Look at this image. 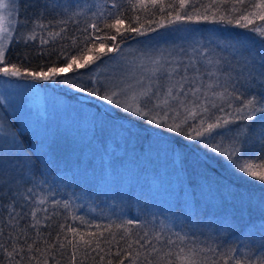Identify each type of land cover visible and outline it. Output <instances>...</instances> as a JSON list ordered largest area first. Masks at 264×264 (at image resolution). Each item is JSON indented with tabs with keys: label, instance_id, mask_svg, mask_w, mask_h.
<instances>
[{
	"label": "trees",
	"instance_id": "obj_1",
	"mask_svg": "<svg viewBox=\"0 0 264 264\" xmlns=\"http://www.w3.org/2000/svg\"><path fill=\"white\" fill-rule=\"evenodd\" d=\"M171 2L173 0H164V12H160L151 4L143 9L137 7L134 11H125V16H138L140 18L139 23L143 24L145 29L149 28L147 23L149 20L157 22L151 24L152 28H156V31H147L143 35L125 32L123 38L117 36L115 43L124 50L126 45H133L157 33L160 29L158 22L163 20V23L168 25V21L174 20L175 15L174 10L167 7ZM194 2L199 6L200 4H208L210 0H194ZM113 3L127 8L126 0H18L17 25L13 38L8 45L7 60L20 67L21 71H24L25 68L29 71H47L49 67H64L70 62L60 56L61 52L69 58L75 56L80 63H84L85 55L99 56L92 44L87 45L91 51L80 52L78 50V48L85 47L81 44L84 36L82 30L92 22L94 12L100 9L116 11L112 8ZM250 3L251 0H245V5L237 4L235 6L245 11V14L259 11L252 8ZM218 7L220 12L217 13V17L225 14V8L230 9L232 4H221ZM73 12L79 13V15L69 19ZM168 12H173V15L164 19ZM239 14V12L231 13L232 16ZM209 16L208 21L174 24H189L208 29L221 28L231 37H247L248 41L252 42V46L244 47L245 52L255 51L254 55L242 56L235 54V52L227 54L229 50L219 46L215 49L211 47L213 56L225 58L226 62L236 69L232 73L233 76H236L241 70L242 64L238 61L245 59L249 63L255 61V64L252 65L255 68L252 76L256 77V80L253 82L245 70L244 78L246 79H241L244 87L237 84L236 93L247 95L251 90L258 97L264 96V85L260 84L259 77V65L261 57L264 56V39L235 23L213 22L211 12ZM251 19L253 21L252 26L264 28V21L259 20L255 15H252ZM62 20L68 22L66 24L58 23ZM38 21L46 27L36 29V40H27V36L31 34ZM130 23L133 27L139 26V24L125 19L122 27L126 28ZM101 27V38L106 34H114L112 31L103 29L102 25ZM61 28L65 29L61 35H49L51 32L59 33ZM89 31L91 32V29ZM41 36L48 43L41 44ZM73 37L77 38L76 46L73 45ZM218 38L222 42L227 41L221 34ZM104 42L106 48L114 43L111 40ZM116 53L115 51L108 53L83 68L77 69L74 64L68 73L57 75L55 80L65 87L71 85L69 88L82 89L77 91L78 93L75 95L73 92H68V89H63L60 94L71 100H78L76 98L78 95L92 98V101L88 100L84 103L95 108L98 114L103 113L108 121H112V125L121 124V129L129 131L131 138L134 137L140 142V145L141 143H150L156 138L167 141L172 153L176 151L179 156L187 189H190L191 193L194 190V200L191 201L192 207L185 210L178 205V202L173 203L172 201L168 203L155 200V204L152 205L145 203L144 201L149 197L146 194V189L152 190L157 182L148 172L146 163L144 166L139 165L133 157H130L128 167L137 172L135 178L127 180L123 172L119 176L118 186L114 185L113 187L112 184L108 188L118 190H112L109 193L93 191L94 186L97 185V180H101L102 177V182L111 181L107 168L105 169L107 158L104 145L106 142L101 140L100 134L97 136V145L93 150L87 147L86 151V147H81L79 153L80 165L83 160L86 161L87 169L92 173L90 176L86 170H83L88 177L87 184L80 182V177L76 175V172H72L68 168H62L59 173L51 172L50 165H48L50 163L43 161L41 153H38L37 157L33 155L36 168H33V172L31 171L30 178L21 180L20 184L15 185V188L12 189H6L3 185L0 187V244L4 245V248H0V264H10V261L12 264H15V261H20V264H28L29 260H31V264H36L37 259H46L48 264H57V262L59 264H71V257L74 252L76 255L75 264H107L108 260L117 264V260L123 258L124 255L122 252L121 257H116L117 251L127 249L128 243L138 239L145 230L149 232L148 239L152 240L157 249L161 251L157 255L151 253L149 246L141 248L139 244L134 243L131 250L133 256H135L136 251L141 253L138 264H147L145 256L151 260L175 259L174 256L168 257L165 253L168 251L178 252L181 247L186 250L195 248L198 253L195 257L197 260L207 258L211 261L212 259H219L217 253H224L229 249L239 248L241 253L247 255L249 250H255L253 246L260 247L264 244V182L238 171L223 156L211 151L214 144H221V151H225L230 149L233 144L239 145L242 142L243 159L238 163H251L254 171L264 173V160L259 159V157L264 156V114H257L251 124L237 120L236 123L230 124L227 128L214 129L212 134L206 133L204 139L188 140L167 128L149 124L144 118L124 113L121 110L112 111L101 106V100L95 101V98H99L88 95L87 90L95 87L90 82V77L96 75L97 68L107 64H118L119 54L116 55V60L109 58ZM25 54H27V59L24 58ZM94 63L98 67L92 66ZM89 69H92V72L87 74ZM221 82L223 83V80ZM216 91H223V89L218 88ZM214 99V102L219 107H223L224 111L221 112L218 108L211 109L205 116L203 127H207L208 123H216L217 117L234 119L233 116L227 114L232 112L233 108L242 106L241 101L229 97H225L223 100ZM229 104H232L233 108H229ZM201 115H197L195 119H189L187 124L183 121L179 122L181 128L184 131H189V125L193 128L199 126ZM191 134L195 135V130H192ZM21 136L24 142H26L25 140L28 141L26 142L28 146L31 145V142H36L27 131L22 132ZM28 148L30 149V147ZM150 158L153 164L157 162L155 157L150 156ZM112 162L116 166L126 167L125 156L119 155L116 160L113 157L110 163ZM72 167L70 168L72 169ZM154 167L156 177L159 178L160 168L156 165ZM140 172L142 173L140 174ZM85 174L81 172V178ZM29 189H32L31 193L28 192ZM162 193L164 194V192ZM209 193L217 195V199L211 201L212 196ZM41 200L43 203L39 202ZM65 203L69 205L67 209L64 207ZM33 211L36 213L35 219L32 216ZM78 217H83L92 226L89 227L82 223ZM127 219H136L142 225L139 228L133 226L134 230L131 237L124 236L123 230L115 227V224ZM36 221H39L38 226L32 227ZM110 224L112 225L111 232L115 234V240H112L111 234L105 230V227ZM62 225L63 228H61ZM96 225L101 227L97 229ZM68 226L78 229L83 234L84 240H91V248L87 247L84 240H81L79 236H74L72 232L68 231ZM21 229L24 231L21 232ZM156 231L163 233L161 242H156L152 238V233ZM101 232L103 233L102 237L99 236ZM88 233H96L97 236L95 238L90 237ZM173 233H180L186 237L185 242L175 246L163 243V240L168 237L175 240L176 237ZM122 236H124L123 239H121ZM97 239H99L100 247L104 249V252L92 250L95 248ZM34 241L35 244H33ZM44 241H48L50 245L55 247H46ZM69 241L76 244L77 248L73 249L72 244L68 243ZM60 243H64L65 247L60 248ZM30 244L34 247L38 246L40 251H28L27 246ZM13 247L17 250L23 248L24 251H17L14 257H9L6 253L12 251ZM208 248L215 249V252L206 251ZM200 249H205V251L201 252ZM101 256L104 257L103 262L100 261ZM125 264H129V261L126 260Z\"/></svg>",
	"mask_w": 264,
	"mask_h": 264
},
{
	"label": "snow or ice",
	"instance_id": "obj_2",
	"mask_svg": "<svg viewBox=\"0 0 264 264\" xmlns=\"http://www.w3.org/2000/svg\"><path fill=\"white\" fill-rule=\"evenodd\" d=\"M127 8L122 7L120 4L113 3L112 8L116 11H105L100 9L94 12L92 22L87 25L84 32L83 40L81 44L85 47L78 48L80 52L91 51L87 45L92 44L95 46L96 51L99 56L93 57L91 55L84 56V63H80L75 56L68 57L63 52L60 56L65 60H69L64 67H49L47 71H29L27 68L21 71V68L16 64H11L6 58V52H8V40L10 36V30L5 26V13L11 14L12 2L11 0H0V75L4 77H31L32 80L38 81H49L53 80L54 77L59 73H64L72 70V66L75 64L76 68H83L86 65L93 63L96 59L107 55L108 53H113L114 51L119 53L122 49L120 45L115 43L117 36L123 35L125 32L135 33L137 35H143L147 31H156V28H152V23H157L155 21L149 20V28L145 29L143 24L139 23L140 18L138 16H125V11H134L137 7L146 8L148 4L153 7L158 8L160 12H164V0H126ZM231 3L232 7L230 9L225 8V14L219 15L220 8L218 5H227ZM245 5V0H210L208 4H197L194 0H173V2L167 5L168 8L174 10V20H169L168 25L163 23V20L158 22V27H166L178 22H200L208 21L210 19L209 13L211 12V19L213 22L220 23H235L237 26L248 29L256 33L260 38L264 39V28L259 26H252L253 21L251 19L252 15H255L259 20L264 21V0H251L250 6L259 11L255 13H247L237 8L235 5ZM215 9V11H212ZM232 12H239L238 16H232ZM79 15V13L73 12L69 19L74 16ZM173 12H168L164 19L172 16ZM125 19L130 20L133 23L139 24L138 27H133L132 23L128 27L123 28ZM110 21V22H109ZM67 20L59 21L60 24H66ZM103 29L114 32L111 35H105L101 38L100 33ZM251 26V27H250ZM46 25L40 23L39 21L35 24L30 35L27 36V40H36L37 34L36 29H43ZM91 29V32L89 31ZM65 29L61 28L60 32H51L50 36H59ZM73 45L76 46L77 38L73 37ZM105 40L113 41L112 46L106 48ZM40 43L46 44L48 41L42 36L40 37ZM199 46H193L191 49L192 55L185 59H175L166 60L163 55L159 57L150 58L149 64L150 68L146 69L148 71L147 77H142L138 84V88H134L132 85H127L125 88H118L117 90H104L101 92L102 82L97 80L95 77H90V80L96 87L89 88L87 94L98 97L101 101L106 102L108 105L113 106L117 109H122L124 113L132 114L136 117L144 118L149 124H154L160 128H167L169 131L177 133L181 136L186 137L188 140H201L204 139L205 134H212L214 129L217 128H227L230 124L236 123L237 120H243L251 124L257 114H264V96L258 97L257 94L251 90L246 94H237L236 86L244 87L241 83V79L244 78V71L246 70L248 76L252 78L253 82L256 77L252 76L255 68L252 66L255 61L249 63L246 59L243 61H238L242 64L241 70L233 76L232 73L236 71L235 68L231 66L230 63L226 62L223 57H214L213 50L205 44H201L199 41L196 42ZM243 55V53H241ZM25 59H27V54H25ZM111 58V57H110ZM235 59V56H233ZM260 72V84L264 85V56L261 57V63L259 65ZM223 80V83L221 82ZM71 86V85H69ZM223 89V91H216V89ZM231 88V91H229ZM82 89L77 88V91ZM124 95L125 99L122 101L120 96ZM225 97H229L234 100L241 101L239 107L233 108L232 104H229V108H233L232 112H229L228 116H233L234 119L229 120L228 118L217 117L216 123H208L207 127H203L205 123V116L210 112L211 109L218 108L219 111L223 112L224 108L219 107L213 100V98H219L223 100ZM150 105V106H149ZM169 112L174 113L172 117H169ZM204 114V115H201ZM197 115H201L200 125L193 128L189 125V131H184L181 128V124L176 123L177 119H182L183 123L187 124L189 119H195ZM195 130V135L191 134V131ZM226 139V138H222ZM207 147V144H205ZM211 151L223 156L228 162H230L238 171L246 173L248 176L258 179L260 182H264V173H258L253 170V165L251 163H238L243 159V147L242 142L239 145L233 144L230 149L221 151V144H214ZM259 159L264 160V156L259 157ZM18 166L16 162L11 158V153L5 151L2 146H0V179H4V173L11 170L12 168ZM32 189L28 192L31 193ZM43 203V200L39 201ZM58 203V202H57ZM68 204L65 203L64 207L67 209ZM32 216L35 219L36 213L32 212ZM80 221L91 227L89 221L84 220L83 217H78ZM39 221L32 227L38 226ZM142 227L140 222L136 219L122 220L120 223L115 224L117 229H122L124 236L131 237L134 227ZM97 229L101 226L96 225ZM63 228V225L61 226ZM112 225L105 227L108 231L112 240H115V234L111 232ZM24 229H21L23 232ZM68 231L72 232L74 236H79L81 240H84L83 234L79 232L78 229L68 226ZM39 235V234H38ZM90 237H96V233H88ZM163 233L161 231H156L152 233V238L156 242H161ZM176 237L173 240L171 237L163 240V243L169 246H175L178 243L183 244L186 237L180 233H173ZM99 236H103V233H99ZM121 237V239L124 238ZM149 232L145 230L143 235H140L135 241L129 242L127 249H122L117 251L116 257H121L122 252L124 253L123 258L117 260V264H125V261H129V264H138V259L141 253L136 251L135 256L132 254L133 244H139L141 248L145 246L150 247L151 253L160 254V249H157L152 240L148 239ZM18 239V237H17ZM59 239V236H57ZM111 243V241H108ZM36 242L34 241L33 244ZM46 247H55L50 245L48 241H44ZM72 244L71 241L68 242ZM84 244L91 248L92 241L84 240ZM60 248H64L65 244L60 243ZM73 249L77 248L76 244H72ZM254 251L249 250V254L245 255L240 252L239 248L229 249L224 253H217L219 259H212L209 261L207 258L197 260L195 257L198 255L195 248H188L187 250L183 247L179 249L178 252L168 251L165 253L168 257H175V259H169L166 261L162 260H151L145 256L147 264H264V244L260 247H255ZM0 248H4L3 244H0ZM28 251H40L39 247H34L32 244L27 246ZM93 251L104 252V249L100 247V241L97 239L95 248ZM17 251H24L23 248L17 250L13 247V250L7 252L9 257H14ZM201 252L205 249H200ZM206 251L215 252V249L208 248ZM104 257H100V261L103 262ZM76 255L75 252L71 257V264H75ZM10 264L12 262L10 261ZM15 264H20V261H15ZM28 264H31L29 260ZM36 264H48L46 259H37ZM59 264V262H57ZM107 264H113L112 260H108Z\"/></svg>",
	"mask_w": 264,
	"mask_h": 264
},
{
	"label": "rangeland",
	"instance_id": "obj_3",
	"mask_svg": "<svg viewBox=\"0 0 264 264\" xmlns=\"http://www.w3.org/2000/svg\"><path fill=\"white\" fill-rule=\"evenodd\" d=\"M11 2L13 6L11 14L5 13L4 21L5 26L10 30L8 45L17 25L18 0H11ZM219 34L227 41H220ZM197 41L213 49L219 46L223 49L227 48L229 50L227 54L234 52L240 55L243 53L242 56L255 54V51L245 52L244 47L252 46V42L248 41L245 36L231 37L221 28L208 29L189 24H171L160 27L157 33L150 38L142 39L133 45H126L124 50L109 57L111 60H116V55L119 54L118 64H107L97 68V72L94 71L96 75L92 77L102 82V93L104 90L111 91L118 88H125L127 91L125 87L127 85L138 88L140 86L138 81L149 74L146 69L150 68V58L163 55L166 60H185L192 55V47L199 46L196 44ZM220 51L223 52L222 49ZM95 63L92 66L96 67ZM91 72L92 69L87 70V74ZM66 73L68 72L59 74ZM56 76L49 81H34L31 77L0 75V146L11 153V158L18 165L4 173L5 178L0 179V187L3 185L6 189H12L15 185H19L21 180L30 178L31 171L33 172V168H36L33 155L37 157L38 153H41L43 161L50 163L48 165H50L51 172L59 173L62 168H68L76 172V175L80 177V182L87 184L88 177L83 170H86L89 175L92 173L87 169L86 161L83 160L80 165L79 153L81 147H86V151L87 147L93 150L97 145V136L101 134V140L106 142L104 145L107 158L105 169L107 168L111 181L102 182V177L101 180H97L93 191L109 193L112 190H118L108 188L112 184L113 187L118 186L119 176L123 172L127 180L133 178L137 172L128 167L129 159L133 157L139 165L144 166L146 163L148 172L156 179L155 187L159 188L146 189L149 197L146 200L143 199L145 203L152 205L155 204V200L168 203L172 201L173 203L178 202V205L185 210L192 207L194 190L191 193V190L187 189L179 156L176 151L172 153L167 141L156 138L150 143L140 145L134 137L131 138L129 131L121 129V124L112 125V121H108L103 113L98 114L95 108L84 103L92 98L78 95L76 96L78 100H71L61 95L60 91L63 89H68V92H73L74 95L78 92L76 87L69 88V86L65 87L58 83L55 80ZM120 99L123 101L125 96L121 95ZM94 100L100 101L96 98ZM101 106L112 111H122L104 101ZM173 115L174 113L169 112V117ZM179 122L181 123L182 119L176 120V123ZM26 131L36 140V142H31L30 146L26 143L28 141L24 142L21 136V133ZM149 154L155 157V161L157 160L155 164L152 163ZM119 155L125 156V168L116 166L113 162L110 163L113 157L116 160ZM154 165L160 168L159 178L156 177ZM127 167L128 169L125 170ZM80 170L82 174H85L83 178H81ZM211 196V201L217 199V195L212 194Z\"/></svg>",
	"mask_w": 264,
	"mask_h": 264
}]
</instances>
